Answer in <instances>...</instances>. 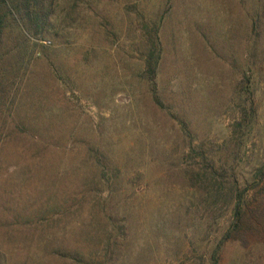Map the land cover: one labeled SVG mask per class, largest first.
I'll list each match as a JSON object with an SVG mask.
<instances>
[{
  "label": "rangeland",
  "instance_id": "obj_1",
  "mask_svg": "<svg viewBox=\"0 0 264 264\" xmlns=\"http://www.w3.org/2000/svg\"><path fill=\"white\" fill-rule=\"evenodd\" d=\"M52 11L0 34V264H264V0Z\"/></svg>",
  "mask_w": 264,
  "mask_h": 264
},
{
  "label": "trees",
  "instance_id": "obj_2",
  "mask_svg": "<svg viewBox=\"0 0 264 264\" xmlns=\"http://www.w3.org/2000/svg\"><path fill=\"white\" fill-rule=\"evenodd\" d=\"M55 0H0V34L4 28L7 18L13 29L19 31V35L23 38H30L32 31L38 33H46L49 26L46 20L53 14L52 8ZM8 26V25H7ZM2 38L0 37V45ZM241 200H237L234 204L232 227L227 232L229 236L231 230L237 227L243 215L240 213L242 207Z\"/></svg>",
  "mask_w": 264,
  "mask_h": 264
}]
</instances>
